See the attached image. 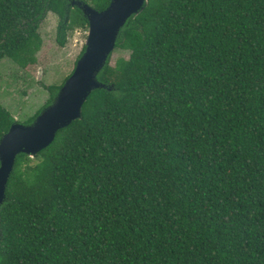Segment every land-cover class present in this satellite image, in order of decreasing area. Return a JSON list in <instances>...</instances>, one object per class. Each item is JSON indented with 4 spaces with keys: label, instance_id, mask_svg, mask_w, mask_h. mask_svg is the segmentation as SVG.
I'll return each mask as SVG.
<instances>
[{
    "label": "trees",
    "instance_id": "16d2710c",
    "mask_svg": "<svg viewBox=\"0 0 264 264\" xmlns=\"http://www.w3.org/2000/svg\"><path fill=\"white\" fill-rule=\"evenodd\" d=\"M49 12L61 46L89 28L73 0H0V61L35 65ZM97 78L17 155L0 264H264V0H147ZM15 121L0 101V140Z\"/></svg>",
    "mask_w": 264,
    "mask_h": 264
},
{
    "label": "water",
    "instance_id": "95a60500",
    "mask_svg": "<svg viewBox=\"0 0 264 264\" xmlns=\"http://www.w3.org/2000/svg\"><path fill=\"white\" fill-rule=\"evenodd\" d=\"M146 1L111 0L105 9L98 10L81 0H73L89 20L86 49L73 73L61 86L55 101L32 124L15 121L0 140V206L6 197L7 183L17 155L27 153L33 157L47 147L60 129L81 117L83 105L90 93L105 87L97 74L114 51L122 27L132 15L144 8Z\"/></svg>",
    "mask_w": 264,
    "mask_h": 264
},
{
    "label": "rangeland",
    "instance_id": "374dc122",
    "mask_svg": "<svg viewBox=\"0 0 264 264\" xmlns=\"http://www.w3.org/2000/svg\"><path fill=\"white\" fill-rule=\"evenodd\" d=\"M58 24V16L49 12L40 26L43 46L35 65L23 69L12 60L0 61V101L19 123L30 124L46 108L50 92L45 85H63L86 45L88 29L78 28L68 32L66 44L61 46L57 41ZM121 55L128 53L115 51L112 62Z\"/></svg>",
    "mask_w": 264,
    "mask_h": 264
}]
</instances>
